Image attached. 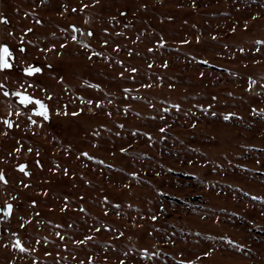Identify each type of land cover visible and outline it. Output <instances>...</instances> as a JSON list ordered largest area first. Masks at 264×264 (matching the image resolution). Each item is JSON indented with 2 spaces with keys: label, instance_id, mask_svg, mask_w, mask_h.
Instances as JSON below:
<instances>
[{
  "label": "rangeland",
  "instance_id": "obj_1",
  "mask_svg": "<svg viewBox=\"0 0 264 264\" xmlns=\"http://www.w3.org/2000/svg\"><path fill=\"white\" fill-rule=\"evenodd\" d=\"M85 4L88 7L81 11ZM141 4L147 9L140 8ZM191 5L192 0H100L95 5L91 0H0V14L9 21L0 23V43L14 50L18 68L26 66L20 61L41 67L52 65L51 69L44 67L43 74L32 82L52 93L48 103L53 109L68 103L69 113L57 116L53 111L51 126L35 129L39 133L35 136L25 131L27 121L23 116L13 115L9 118L19 122L20 128L14 127L7 137L0 136V155L12 149V136L23 137L25 147L34 149L33 153L25 151L18 160H0V169L10 181L7 186L0 182V205L6 200L19 204L16 216L0 221V236L14 240L10 234L16 231L22 239H33L36 249L28 254L0 247V264L13 258L15 264H87L88 256L93 257V264H118L126 251L132 257L126 264H179L182 259L193 264H264V200L252 199L264 196V118L251 112L252 107L264 109V88L260 87L264 84V47L259 53L253 47L255 40L264 39V0H196V7ZM117 10L128 14L119 17ZM110 15H117L120 23L109 24ZM126 23L131 27L125 29ZM234 24L236 31L232 32ZM70 25L85 33L91 29L94 36L75 33L77 41H73ZM104 27L110 33L124 35L104 36L110 40L103 48L110 61L104 57L89 61L78 41L91 43L92 52L101 51L99 39ZM27 28L32 32L26 33ZM137 36L141 38L136 40ZM161 37L166 41L163 48L156 45ZM182 39L189 43L181 44ZM21 44L26 49L23 54L18 50ZM61 44L65 45L63 49ZM114 44L122 45V49L114 51ZM239 47L246 52L240 53ZM148 48L154 51L149 53ZM202 60L209 64L199 63ZM164 61L167 68L162 67ZM132 66L138 69L136 79L120 80L121 71L126 78L132 75L125 71ZM201 72L205 73L203 77ZM249 76L257 80L251 91L247 89ZM22 79L19 71H13L4 82L15 89L18 85L14 81ZM0 80H4L3 74ZM84 80L100 83L103 92L88 88ZM148 84L152 86H141ZM124 88L130 92L125 94ZM32 94L46 99L39 90ZM76 96L101 99L103 108L93 107L89 112L87 105L70 102ZM2 101L7 98L0 94ZM173 103L181 105L179 112L171 108ZM197 104H213L212 110L218 115L202 114L194 107ZM79 107L84 112L71 116ZM165 107L170 109L168 113L162 112ZM185 112L190 115L185 117ZM227 112L236 113V117L223 121L222 114ZM157 114L165 119H152ZM194 119L198 122L192 128ZM165 122L170 127L161 133ZM121 123L123 129L118 127ZM101 124L106 127L100 128ZM94 131H100L101 136L94 137ZM144 132L150 133L151 140ZM121 147L128 153H121ZM65 148H69L67 153ZM36 149L41 153L43 170L33 163ZM82 151L105 163L81 157ZM189 159L192 164L187 163ZM25 161L33 173L30 178L14 171L16 163ZM53 161L67 167L69 175L49 171L55 166ZM108 164L113 167L108 168ZM73 172L76 175L70 178ZM130 172H136L138 178L129 176ZM157 172L161 174L157 176ZM20 178L31 186L23 188ZM41 189L49 190V195H41ZM17 194L18 200L11 201L10 196ZM64 195L69 196L70 204L62 213L64 202L60 197ZM104 196L109 200L107 215ZM32 200L37 201L34 208L29 207ZM117 203L120 208L112 207ZM80 204L86 211H79ZM158 212V219L152 221L151 215ZM19 215L32 218L24 229L20 228ZM57 224L72 227L56 228ZM93 227L101 230L92 232ZM57 231L65 241H60ZM118 232H124V236ZM84 235L93 236L87 245L73 243ZM45 238L47 243L43 242ZM36 239L41 244H35ZM229 240L245 247H233ZM141 248L159 249V255L146 260L139 254ZM209 249L210 255L203 256Z\"/></svg>",
  "mask_w": 264,
  "mask_h": 264
},
{
  "label": "snow or ice",
  "instance_id": "obj_2",
  "mask_svg": "<svg viewBox=\"0 0 264 264\" xmlns=\"http://www.w3.org/2000/svg\"><path fill=\"white\" fill-rule=\"evenodd\" d=\"M41 3H45V0H40ZM92 4L95 5L97 3L100 2V0H91ZM192 7H196V0H192ZM88 5L85 4L83 5V7L80 9L81 11L84 10V8H87ZM140 8L143 9H147V5L145 4H141L139 5ZM64 9L67 10V6H64ZM72 12H76V8H72L71 9ZM117 14L119 17H125L128 13L126 11H119L117 10ZM25 15H27V13H25ZM258 15V14H257ZM253 19H256L257 16H253ZM169 19H171V17H169ZM108 23L111 24L113 21L117 24L120 23V20L117 19V15H110L107 17ZM0 23L3 24H8L9 21L8 19L3 16L2 14H0ZM37 23H40V21H37ZM71 28V39L73 41H77V36L75 35V33H80L81 36L86 35L89 38H92L94 36V32L89 29L86 33L83 32L80 28H78L75 25H70L69 26ZM123 27L125 29H128L131 27V24H124ZM244 28L245 30L248 29V24L247 22L244 23ZM24 31L26 33H31L32 29L31 28H27L24 29ZM66 31V30H65ZM230 31L235 32L236 31V25L234 24L232 26V28L230 29ZM12 33L10 32L9 35H11ZM115 35V36H123L124 33L122 32H115L113 31L112 33L109 32V28L108 27H104L102 29V36L99 39V43L102 46V50L98 51V52H92L90 51L92 49V44L85 42L84 40H80L78 41L80 48L84 50V55L86 57L87 60L92 61L93 57H104L105 60H111L110 57H106L105 53L103 51V48L106 47L109 43L110 40L107 38H104V36H110V35ZM53 35H55V33H53ZM141 35H144V33H141ZM141 37L137 36L136 40H139ZM65 39H67V37H65ZM213 39H215V37H213ZM197 41H199V37H197ZM29 43H31V41H29ZM166 41L163 39V37L159 38L156 41V45L160 48H163L165 46ZM189 43V41L187 39H182L181 40V44H187ZM55 45H52L51 48L55 49ZM65 47L64 44L60 45V48L63 49ZM225 48L229 47L227 44L224 45ZM253 47L255 49L256 52H260V48L264 47V39H258L255 40L253 42ZM122 49V45L120 44H114V51L119 52ZM19 52L21 54L25 53L26 49L23 47V44H21V46L19 47ZM47 50V49H45ZM147 51L149 53H152L154 51L153 48H148ZM238 51L240 53H245L246 49L244 47H239ZM129 55H132V50L129 49L128 50ZM58 55L61 53H57ZM193 60H195L196 58L193 57ZM16 61H17V57L14 54V50L7 44V43H0V74H3L4 76V80H0V94H2L5 98H7V102L9 105V108L11 109L7 115V117H0V136H4L7 137L10 135V130H12L14 127L16 129L20 128V123L17 121H14L13 119L9 118L12 117L13 115H15L17 118L23 116L24 119L27 121V123L25 124V131H31L32 135H38L39 133L35 131V129H43L46 125L47 126H51L52 123V119H53V111L55 112V114L57 116L63 115V116H67L69 115L68 113V103H64L61 106H57L54 109L50 106V104L48 103V101H51L53 99V95L52 93L48 92L47 89L43 88L40 84L38 83H33L32 80L35 76L37 75H42L44 72V67H47L48 69L52 68V65H45L44 67L41 66H36L33 63H26L25 61H20L21 64H26V66L22 67V68H18L16 66ZM116 64L119 65H123V61L120 60H116L115 61ZM199 63L202 64H209V61L207 60H202L199 61ZM111 66V64L109 65ZM149 68L152 67V64L148 65ZM162 67L167 68L168 67V62L164 61ZM13 71H19L23 77L22 80H15L14 82L18 85L15 89H9L6 85V83L4 81L9 79V74ZM125 71L130 72L132 75H130L129 77H125L124 76V72L121 71L118 74V78L120 80H124V79H131V80H135L136 79V75L138 73V69L135 66L132 67H128L125 68ZM233 75H236V73H232ZM205 75L204 72L200 73V76L203 77ZM60 81L63 82L64 81V76H60L59 77ZM160 83H163V79L162 78H158ZM247 89L249 91H251L253 89V86L257 84V80L253 79L251 76L247 77ZM83 83L91 89H95V90H99L101 92H103V89L101 87L100 83H89L88 80H84ZM142 87H151V84L148 85H141ZM67 85H65V91H67ZM169 88L173 87V84L169 83L168 84ZM261 88H264V84L260 85ZM41 91L44 92L46 94V99H41L39 96L32 94L35 91ZM123 92L125 94H128L130 92V89L128 88H124ZM109 95L108 93H105V96ZM229 96H232V93L229 92L228 93ZM257 95H259V93H257ZM213 100H216L217 98L215 96L212 97ZM76 101H79L80 105H87L88 106V111L92 112L93 107L96 109H102L103 108V104L101 99H85L82 96H76L74 100H70V102L72 104H75ZM109 104L112 103L111 100L108 101ZM58 105H59V101H58ZM150 107H153L152 105H150ZM194 107H196L197 109L202 111V114H210L213 117H216L218 115V113L214 110H212L214 108L213 104H208L206 107L204 105L201 104H197ZM171 108L176 110L177 112L180 111L181 109V105L179 103H173L171 105ZM63 109V110H62ZM212 110V111H210ZM125 112L128 111L127 106H125L124 109ZM170 111L169 108L165 107L162 109L163 113H168ZM84 112V108L83 107H79L77 108L76 111L71 112V116L76 117L78 115H80L81 113ZM251 112L256 115L259 116L261 118H264V109H260L259 111L255 108L252 107L251 108ZM109 116L111 115V112L107 113ZM136 115H139V113H136ZM190 115L189 112H185L184 116L188 117ZM191 115L194 117L195 113H191ZM234 117H236V113L234 112H227V113H223L222 114V119L223 121H229L231 119H233ZM238 118V117H237ZM152 119H160V120H164L165 117L164 115L161 114H157L156 116H153ZM197 120H193V123L191 124L192 128L196 127L197 124ZM106 126L104 124L100 125V128H105ZM119 128L123 129L125 127V125L123 123L118 125ZM170 125H168L166 122L164 123V126L161 127L159 129V131L161 133H164L166 131L167 128H169ZM133 136H136V132H132L131 133ZM92 135L94 137H99L101 136V132L100 131H94L92 133ZM117 136H120L121 133L120 132H116ZM143 135L145 137H147L149 140H151V135L150 133L144 132ZM12 139L14 141V145L12 147V149L10 151H6L3 155H0V160H3L5 157H7L8 159H12V158H16L17 160L19 159L20 156H22L24 154V152L26 151L27 153H33L34 149L31 146L25 147V142H22L24 140L23 137L21 138H16L15 136H12ZM181 143H183V141H181ZM98 144H93V147H97ZM71 147V145H69V148ZM69 148H65L64 151L67 153L69 151ZM119 151L121 153L127 154L128 153V149L125 147H121L119 149ZM193 151H195V149H193ZM41 153L39 151V149H36L35 151V156L37 157V159H35L33 161V163L35 164V166L37 168H39L40 170H43L44 165L41 162V159H39ZM79 155L81 157H86L87 160L89 161H96L98 164H104V160L102 159H97V157L90 155L87 151H82L79 152ZM259 162V161H257ZM187 163L192 164L193 161L191 159H189L187 161ZM205 163H207V161H205ZM53 164L55 165L54 167H51L49 169V171L55 173L57 171L62 172L65 176L69 175V170L67 167H63L61 168V166L56 163L55 161H53ZM108 168H112L113 165L108 164L107 165ZM238 167H242L240 165H238ZM14 171H17L18 173L22 174V177H27L30 178L33 173L30 170L29 164L27 161L25 162H18L14 165ZM169 172L172 171L171 168L168 169ZM161 173L157 172L156 175L159 176ZM76 174L73 172L72 173V177H74ZM129 176L131 177H135L138 178V174L136 172H130L128 173ZM0 182L3 183V186H7L9 184V179L6 178V174L4 169H0ZM23 188L27 189L31 186L30 182H25V180L23 178H20L18 181ZM124 187H128L127 184L123 185ZM159 191V190H158ZM247 195V193H245ZM41 195L47 197L49 195V190L47 189H41ZM19 198V194L17 195H12L10 196V200L11 201H16ZM60 199H62L63 206L61 207L60 211L63 213L70 204V199L68 195H64L62 197H60ZM80 199L83 200L84 197L83 195L80 196ZM252 199L254 201H261L264 200V196H253ZM106 207H105V215H107V206L109 204V200L107 196L103 197V201H102ZM37 205V201L36 200H32L30 202L29 207L30 208H34ZM120 204L117 203L115 205H112V207L114 208H120ZM129 207H132V205L130 204ZM79 211L84 212L86 211L85 208L83 207L82 204L78 205ZM164 206L161 205L160 206V211H163ZM19 210V204L14 205V203L9 202L8 200L4 201L3 205H0V221H6V220H10L12 217L16 216ZM119 214V213H117ZM37 217L39 216V213H36ZM158 215L159 212L156 214H152L151 215V220L152 221H156L158 219ZM235 215V213L233 214ZM31 217L29 218H25V216L23 215H19L18 216V220L22 221V223H20V228L24 229L25 225L28 224L31 221ZM133 220V222L135 221V218H131ZM61 227H72L71 224H66V225H60L57 224L56 228H61ZM105 227H107V225H105ZM101 229L100 228H96L93 227L90 231L92 232H99ZM118 231V230H117ZM11 237L14 238L13 239H7L5 240L3 236H0V241H3L2 244H0V247H4V248H8L11 247L12 249L18 250L19 253H28L31 254L32 252H34L36 249L35 247H32L33 245V239L30 238H24L22 239L16 231H12L11 232ZM56 235L59 237L60 241H65V236L62 235L59 231L56 232ZM119 236H124V232H118ZM71 238V237H69ZM93 239L92 235H84L82 239H74L73 243L77 244V245H87L91 240ZM129 239H131L129 237ZM221 239H226V237H221ZM35 244H41V240L36 239ZM44 243H47V239L45 238ZM170 242L175 243L174 240H170ZM229 243L233 245V247H236L238 249H243L245 247L244 244H235L234 241L229 240ZM27 245V246H26ZM64 247L66 248L67 245L65 244ZM211 249H209V251L204 252L202 255L207 257L210 255ZM139 254L141 257H143L146 260H151L153 257H156L159 255V249H157L156 251H150L148 248H141L139 249ZM46 255H51L50 253L46 252ZM57 255H59L57 253ZM124 258L123 259H119L118 264H126L127 260H131L132 257L129 256V253L126 251L123 253ZM107 258V257H106ZM61 259H64L63 257H61ZM6 264H15V259H11L8 260L6 262ZM34 264V262H33ZM79 264H85L84 261H80ZM87 264H93V257L92 256H88L87 257ZM179 264H193L192 260H180Z\"/></svg>",
  "mask_w": 264,
  "mask_h": 264
},
{
  "label": "clouds",
  "instance_id": "obj_3",
  "mask_svg": "<svg viewBox=\"0 0 264 264\" xmlns=\"http://www.w3.org/2000/svg\"><path fill=\"white\" fill-rule=\"evenodd\" d=\"M10 110L11 109L9 108V105H8L7 101L0 102V114L8 115Z\"/></svg>",
  "mask_w": 264,
  "mask_h": 264
}]
</instances>
